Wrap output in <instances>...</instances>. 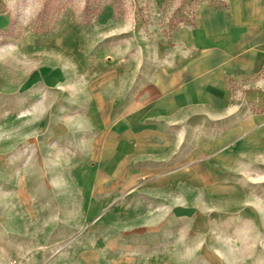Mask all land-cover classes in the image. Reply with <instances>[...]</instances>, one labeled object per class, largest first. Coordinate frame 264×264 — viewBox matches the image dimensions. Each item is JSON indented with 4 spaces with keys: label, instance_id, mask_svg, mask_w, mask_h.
<instances>
[{
    "label": "crops",
    "instance_id": "obj_1",
    "mask_svg": "<svg viewBox=\"0 0 264 264\" xmlns=\"http://www.w3.org/2000/svg\"><path fill=\"white\" fill-rule=\"evenodd\" d=\"M167 58L123 66L128 79L75 86L28 151L5 144L14 154L0 161V264H102V237L77 252L88 218L105 219L103 230L88 227L105 234V264H215L211 236L264 228V0L205 3L189 51ZM42 74L62 83L69 71ZM243 79L253 87L244 103L228 93ZM43 194L56 209L30 216L57 224L21 226L29 210L18 204Z\"/></svg>",
    "mask_w": 264,
    "mask_h": 264
},
{
    "label": "rangeland",
    "instance_id": "obj_2",
    "mask_svg": "<svg viewBox=\"0 0 264 264\" xmlns=\"http://www.w3.org/2000/svg\"><path fill=\"white\" fill-rule=\"evenodd\" d=\"M205 3L229 6V0H0V161L14 154L10 146L5 149L9 142L14 143V152L28 151L36 140L33 135L49 118L58 116V102L69 104L75 86L128 79L133 69L123 73V66L140 63L148 70L159 56L168 60L172 53H187L189 28L197 24ZM41 4L38 19L23 25L20 16L25 11L34 14ZM58 64L69 71L67 78L62 83L47 82L42 68ZM243 80L240 87L232 82L228 93L244 103L253 87ZM258 86L264 99V85ZM256 108L260 106H252L253 111ZM37 110L44 124L32 119ZM20 134L24 137L18 139ZM70 196L66 193V204ZM55 199L43 194L34 204H18L19 210H29L26 217L17 219L19 224L27 228L56 225L57 219L30 216L52 213L58 204ZM96 206L100 203H87V207ZM105 224L104 218L83 219L86 233L77 246L82 257L89 253L90 241L102 237L98 256L105 264V234L88 232L90 226L103 230ZM209 243L219 253L215 264H264V228L243 225L227 238L211 236Z\"/></svg>",
    "mask_w": 264,
    "mask_h": 264
},
{
    "label": "clouds",
    "instance_id": "obj_3",
    "mask_svg": "<svg viewBox=\"0 0 264 264\" xmlns=\"http://www.w3.org/2000/svg\"><path fill=\"white\" fill-rule=\"evenodd\" d=\"M42 10H43V4H41V8L38 11H36L34 14H29L27 13V11H25V13L22 16H20V22L25 26L31 25L33 22H35L38 19L39 14ZM89 125H90V121H88L86 124L79 125L77 129L82 130Z\"/></svg>",
    "mask_w": 264,
    "mask_h": 264
}]
</instances>
